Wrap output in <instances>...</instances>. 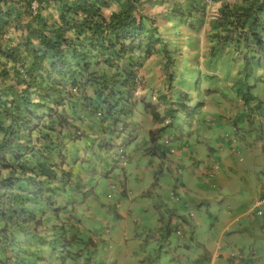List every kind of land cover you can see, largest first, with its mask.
<instances>
[{
	"label": "trees",
	"instance_id": "trees-1",
	"mask_svg": "<svg viewBox=\"0 0 264 264\" xmlns=\"http://www.w3.org/2000/svg\"><path fill=\"white\" fill-rule=\"evenodd\" d=\"M200 29L204 73L193 51ZM150 58L167 88L162 115L145 103L161 124L149 150L166 155L163 139L177 141L201 114L204 79L233 75L230 91L247 105L264 86V0H0V264L85 243L74 204L96 198L89 184L107 177L105 155L133 123Z\"/></svg>",
	"mask_w": 264,
	"mask_h": 264
},
{
	"label": "crops",
	"instance_id": "crops-1",
	"mask_svg": "<svg viewBox=\"0 0 264 264\" xmlns=\"http://www.w3.org/2000/svg\"><path fill=\"white\" fill-rule=\"evenodd\" d=\"M153 63L155 64V62L152 61V58H150L139 70L138 75L142 86H140L137 91L138 104L135 110V117L133 123L128 124L125 129L127 134L124 133L117 139V141H120L123 137H125L128 140H131L132 153L130 161L139 154L150 160H154L156 158H160L162 160L166 158V156L163 157L159 151L154 150L153 154V149L149 150L150 146L153 145V143H151L153 141L150 139L149 132L151 130H157L161 127V124L152 119L145 107V103L150 102V97L157 102L158 96L162 94L155 86V83L158 80L154 78L155 68ZM217 75V79H222L225 82L219 81L212 87V90L209 91V94L205 98V102L201 108L203 109L206 120H208L209 123H207L205 128L203 126V128L210 131L214 129V127H217L224 133L235 129L238 133L236 134L235 132V134H233V139L235 138V140L234 142H229V146L231 145L237 154L235 156H229L228 145L224 141L222 143L221 139L220 143L223 145L225 144L223 146L224 151L221 153L224 159L222 157L218 158L217 156H212L210 159L208 158V160L203 162L202 168L207 169L213 161L217 160L219 161L217 162L219 164V169L213 177L217 176L216 180H221V182L226 183V185L234 179L236 181L235 183L238 185V180H242L243 177H245L243 180H246L249 177L250 179L255 177L253 175L256 173L255 170L257 167H261V164L263 163L264 157L258 155V153L254 150V148L257 147V142L253 137H249V134L247 133L248 131H251L249 128L253 125V123L260 122L262 127H264V86H257V88L253 90L255 98L247 105L246 103L243 104L241 100L234 98L232 92L230 91L229 85H231L230 82L233 79V75ZM218 86H221L219 88L220 90H216ZM142 99L145 100L143 101ZM228 101L230 102L227 103ZM231 104H234V107H231ZM139 105H141L144 109L141 113L138 110ZM144 118L146 121H144ZM149 119L152 120L151 123H148ZM260 130L261 135L264 136V129L261 128ZM129 133L131 135L130 137H128ZM207 135H209V132H207ZM262 141H264L263 138ZM185 143L186 139L183 137V134L173 143L176 146L180 145V147H178V156L175 160L176 165H173L172 163L173 168L174 166L177 167L174 174L176 177L175 181H171L170 183L171 189L169 192V198L172 201H174V199L178 200L172 197L173 193L176 194V192L179 193V191L188 192L189 188L186 189L184 181L189 183L193 182L195 177L201 178L200 175H202L201 172L203 171L201 170L200 165H195V162H199V159L196 156L193 157V153L190 151L189 146H183ZM243 144L250 145L251 148H249L248 152V162L244 163L243 167H240L238 166V163L236 164V162H232V159L233 157L235 159L238 155V162L243 161V158L240 157L239 154L241 151L240 148H242L241 146H243ZM110 150L111 149H109L105 155L107 159L110 157ZM120 150H124L125 152L122 143L118 146V156ZM214 151L215 150H210L211 153ZM166 162L162 167L159 164H155L156 162L153 164L154 167H152V170L155 173L154 179L156 181L158 179L157 175L159 174L160 176L163 174L162 168L166 166ZM182 166L190 168L184 171L182 170ZM221 166L223 168H221ZM88 175H90V173ZM171 175L174 176L173 174ZM254 179L256 180L255 183L257 184V187H249V183L246 182L248 188L240 187L236 190L234 189V196L237 197L238 201L241 203L239 202L236 206H232L231 208L228 205L227 209L228 212L232 214V219L225 221L220 218L219 215L213 216L211 223L208 222L209 234L207 238L203 241L200 240L201 242H196V248L194 247L192 240L194 235L193 232L195 231V228H198L197 226L200 221H194L192 219L187 220L180 216L178 214V209L184 210V207L186 208V206L189 208V204L187 201V203L185 202L184 204V201L182 202V200H179L181 203L176 205L173 210L168 209L170 215L167 225H164V223L161 224V227L167 226V234L165 236H160L158 233L157 235L155 234V237H161L164 239V243L166 244H160L159 248L160 253H163V256L161 257L163 261L159 256L156 257L155 253L153 254L149 252L148 246L150 244L145 242L144 248L140 250H136V245L128 246L130 249L126 248V250L122 252L117 264H264V215L261 219H257L256 216L249 213V210L244 208L247 204H253L254 201L264 197V187L261 186L264 181V171H260L258 176ZM218 180L217 182H219ZM204 183L205 182L202 181L199 185L204 187ZM113 191V197L116 195H126V187L123 185L120 188H115ZM236 192L239 194L236 195ZM143 194H146V192ZM187 194L189 195L190 193ZM107 195L111 197V195ZM198 195L200 198L203 197L202 193H198ZM108 196H106V200L109 202L110 198ZM246 201L248 202L245 205L244 203ZM82 204V202L74 204L73 212L75 213V216L72 221L77 224V227L84 231V227L86 226H83L79 219V206ZM114 204H118L116 208L120 207L118 201L110 203L111 206H114ZM116 213V216L122 217L119 212ZM135 223L138 225V221ZM136 230V234H138V232L139 234L142 232L139 231L140 229L136 228ZM177 230H180V233H177ZM172 231H175V239H172ZM244 231L245 233H243ZM105 232L108 233L109 230H105ZM94 238L95 236H93L91 240L95 244L94 251H97L96 243L98 239ZM142 243L143 242H139L137 246L142 245ZM172 244L176 246V249L171 248ZM74 249L75 246L70 248L71 252L65 251L64 248L61 247H58L54 252L46 250L43 260L41 262H37V264H78V260H80L78 257L81 255L78 253L76 254L73 251Z\"/></svg>",
	"mask_w": 264,
	"mask_h": 264
},
{
	"label": "rangeland",
	"instance_id": "rangeland-1",
	"mask_svg": "<svg viewBox=\"0 0 264 264\" xmlns=\"http://www.w3.org/2000/svg\"><path fill=\"white\" fill-rule=\"evenodd\" d=\"M203 31L204 30H201L197 34L194 33V36L198 37L200 41L202 40V42L200 43V50L193 51H195V54L198 53L199 64L195 69L197 70L198 68L204 73L206 72V70L201 64L205 61L204 54H206L205 52L207 51V41H205L206 38ZM158 62L160 61L158 60L154 64V78L158 80L155 83V86L159 92L163 93L164 91H166L167 81L166 77L164 76L162 67L158 66ZM189 63L191 65H197L195 62L190 61ZM215 84L216 82L209 83L204 79L201 85V92L204 93L207 87L208 89L212 88ZM140 86H142V84H140ZM204 95L206 96V93H204ZM229 102L230 101H228L227 103ZM147 103L156 105V108L160 111L161 115L163 114L164 104H156L157 102H155L154 99H151V97L150 102ZM231 107H234V104H231ZM138 108L140 113L144 111L141 105H139ZM198 111L201 114H196V117L193 116L192 119L187 117L184 120V129L182 130V134L186 139L187 145L190 147V151L193 153V157L196 156L199 159V162H195V165H200L201 170L203 171L201 172L202 175H200L201 178L195 177L193 179V182L189 183L187 181H184L186 189L189 188L187 193L190 194L188 195L184 191H179V193L176 192V196H179L180 198L178 200L174 199V201H172L169 198V192L171 189L170 183L171 181H175L176 177L174 174L177 170V167L174 166L173 168L172 163L173 165H176L175 160L178 156L177 153L175 154L169 152L170 148H174L176 146L175 144H173V141L167 143L168 145H164L168 150L167 154L163 155V157L166 156L165 159L161 160L160 158H156L154 160H150L148 158H144L141 154H139L136 155V157L131 161V140L123 137L120 141H114L113 147L110 150V157L107 159V164H105L106 170L108 171V177H96L89 184L90 187L93 188L96 198H91L90 196H88L87 199L82 202L83 204L79 206V219L82 225L86 227H84L85 232H83L81 235L85 243H79L78 246L76 245L75 249L73 250L76 254L78 253L81 255L80 257H78L80 258V260H78V264H117L122 252H124V250H126L128 246L136 245V250H140L144 248L145 242L150 244L148 246L149 252L153 254L155 253L156 257L159 256L161 258L163 256V253H160V244L165 243L164 239H162L161 237H155V234L157 235L158 233L160 236H165L167 234V226L161 227V224L164 223V225H167L170 215L168 209L173 210L176 205L181 203L179 200H182V202L184 201V204L187 201L189 204V208H187L186 206V208L184 207V210L178 209V214L187 220L192 219L194 221H200L199 225L197 226L198 228H195V231L193 232L194 235L192 240L195 248L197 245L196 242H201L207 238L209 234L208 222L211 223V219L213 216L219 215L220 218L225 221L232 219L233 216L228 212L227 207L229 205V207L231 208L232 206H236L240 202L238 201V198L234 196V189L236 190L240 187H247L246 182L249 183V187H257V184L255 183L256 180L254 178L258 176L260 171H264V159L261 167H257V169L255 170L256 173L253 174L255 177L251 179L249 177L246 180H243L245 179V177H243L242 180L237 179L239 182L238 185L235 183L236 181L234 179H232L231 182L227 183L226 185V183H222L221 180L217 179L220 183L217 182V176H208L207 169L202 168L203 162L207 160L208 154L209 159L212 156L223 158L221 153L224 151V148L220 143V140L224 136V132L222 130H219L217 127H214V129L210 131L204 129L209 122L208 120L200 122L199 118L203 119L205 113L203 112V109L201 107ZM144 121H146L145 118ZM151 122L152 120L149 119L148 123ZM261 128L264 129L260 122L253 123V125L249 128L251 129V131H248L247 134H249V137H253L257 142V147H255L254 150L258 153V155L264 157V141H262V138L264 140V136L261 135ZM207 132H209V135H207ZM174 133L176 134L177 132L174 131ZM237 133L238 132H236V134ZM121 143L125 149L126 162L124 166L121 161L116 162V156L118 155V146ZM241 147L242 148H240L241 151L239 154L240 157L243 158V161L238 162L239 156L237 155L235 159L233 157L232 162L234 161L236 162V164L238 163V166L243 167L244 163H247L249 160L248 152L251 146L243 144V146ZM209 148H212L215 151L211 153ZM228 148L229 156H235L237 154L233 147L228 145ZM89 158L90 157L86 159ZM165 162L166 166L162 168L163 174H161L160 176L158 174V179L156 181L154 179L155 173L152 170V167H154L153 164H159L162 167ZM217 162L219 161L215 160L213 161V163H211V165L218 164ZM182 168V170L185 171L190 167L185 168V166H182ZM221 168L223 167L221 166ZM171 174H173L174 176H172ZM202 181L205 182L203 184L204 187H201V185H199V183H201ZM122 185L126 187V195H116L113 197V190L117 187L120 188ZM261 186L264 187V181ZM229 188H231L232 190ZM144 192H146V194H143ZM198 193H202L203 197L200 198ZM107 194L111 195V197H109ZM238 194L239 193L236 192V195ZM106 196L110 198L109 202L106 200ZM117 201L120 205L119 208H115L114 206L110 205V203H115ZM247 202L248 201H246L244 204L246 205ZM251 204L252 203L247 204L244 208L246 210H249V213L256 216L257 219H261L263 216H258L256 214V211L252 209ZM259 208L264 212L263 205ZM116 212H119L122 217L116 216ZM190 212L193 213V218L189 217ZM137 221L138 225L135 223ZM136 228L140 229L139 231L142 232L140 234L139 232L138 234H136ZM105 230H109V232L106 233ZM243 233H245V231ZM171 234L172 239H175V231H172ZM93 236L98 239L96 243L97 251H94L95 244L88 243L89 237L92 238ZM139 242L143 243L142 245L137 246ZM174 244H172V249H176V246ZM84 245H86V247H84ZM161 260L163 261L162 258Z\"/></svg>",
	"mask_w": 264,
	"mask_h": 264
},
{
	"label": "built area",
	"instance_id": "built-area-1",
	"mask_svg": "<svg viewBox=\"0 0 264 264\" xmlns=\"http://www.w3.org/2000/svg\"><path fill=\"white\" fill-rule=\"evenodd\" d=\"M36 4H34L33 5V8L34 9H36ZM34 13H35V11H34ZM163 142H164V144L165 145H168L167 143H170L171 142V139H169V138H167V137H165L164 139H163ZM169 152L170 153H177L178 151H177V149L174 147V148H170L169 149ZM119 158H120V161L122 162V164H123V166H124V164H125V156H124V154H123V150H120L119 151ZM218 164H213V165H211L210 166V168H209V170L207 171V173H208V176H210V177H212V176H215V173L217 172V170L219 169L218 168ZM172 197L173 198H176V199H179V196H176L175 195V193H173L172 194ZM262 205H264V197H262V198H260V199H258V200H256V201H254L253 202V204H252V209H254L255 211H256V214L258 215V216H263V211L259 208L260 206H262ZM189 217H193V213L192 212H190L189 213ZM177 233H180V230H177Z\"/></svg>",
	"mask_w": 264,
	"mask_h": 264
}]
</instances>
